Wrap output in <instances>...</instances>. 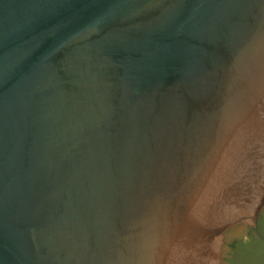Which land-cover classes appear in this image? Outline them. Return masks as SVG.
<instances>
[{
    "label": "water",
    "instance_id": "obj_1",
    "mask_svg": "<svg viewBox=\"0 0 264 264\" xmlns=\"http://www.w3.org/2000/svg\"><path fill=\"white\" fill-rule=\"evenodd\" d=\"M263 209L264 0H0V264H226Z\"/></svg>",
    "mask_w": 264,
    "mask_h": 264
},
{
    "label": "flooded vegetation",
    "instance_id": "obj_2",
    "mask_svg": "<svg viewBox=\"0 0 264 264\" xmlns=\"http://www.w3.org/2000/svg\"><path fill=\"white\" fill-rule=\"evenodd\" d=\"M239 227V226H237ZM248 240L245 243L238 244L237 241L232 240L228 247L230 249V259L235 258V264H264V242L260 240L251 230L247 227ZM257 230L264 236V209L259 214L257 221ZM229 230L225 233L227 234Z\"/></svg>",
    "mask_w": 264,
    "mask_h": 264
},
{
    "label": "rangeland",
    "instance_id": "obj_3",
    "mask_svg": "<svg viewBox=\"0 0 264 264\" xmlns=\"http://www.w3.org/2000/svg\"><path fill=\"white\" fill-rule=\"evenodd\" d=\"M247 232V231H246ZM246 236H247V233L245 234ZM232 240H234V241H237V243L238 244H242V243H245L247 240H248V238L247 237H245L244 239H241V238H237V237H233V239ZM231 240V241H232ZM231 261H226V264H235V258L233 257V259L231 258L230 259Z\"/></svg>",
    "mask_w": 264,
    "mask_h": 264
}]
</instances>
